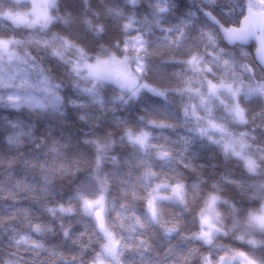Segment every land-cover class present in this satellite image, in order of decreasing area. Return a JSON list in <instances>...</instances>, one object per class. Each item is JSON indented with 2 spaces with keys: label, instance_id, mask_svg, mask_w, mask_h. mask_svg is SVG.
Returning <instances> with one entry per match:
<instances>
[{
  "label": "clouds",
  "instance_id": "9594fccd",
  "mask_svg": "<svg viewBox=\"0 0 264 264\" xmlns=\"http://www.w3.org/2000/svg\"><path fill=\"white\" fill-rule=\"evenodd\" d=\"M31 3L11 0L0 3V10L30 12ZM247 5L248 0H54L46 27L0 25V38L20 42L19 56L26 61L0 59V182L16 196L0 198V214L28 208L36 221L54 225L43 237L48 247L75 250L59 227L60 218L50 216L47 208L69 202L75 208L76 193L93 190L97 177H107L111 195L119 196L120 178L139 174L130 162L143 155L127 132L143 130L151 133V143L169 152L161 158L153 148L147 158L154 171L171 173L184 184L189 225L215 194L223 218L220 238L234 247L243 244L230 231L234 219L264 208V93L247 91L264 83V62L256 54L258 40L230 43L222 28L242 18ZM178 29L183 32L179 44ZM209 35L214 43L206 39ZM193 54L200 57L202 70L193 83L199 91L189 93L184 81L194 76L187 62ZM112 57L136 77L135 94L117 79L97 78L83 67ZM16 73L17 79L9 81V74ZM209 80L240 91L233 95L218 88L210 94ZM151 87L165 95L153 93ZM9 95L19 99L10 102ZM27 97L34 102H26ZM235 106L244 110V120L236 117ZM149 119L165 124L152 125ZM238 151L242 155L237 156ZM245 157L255 160L254 172ZM17 180L25 187H16ZM68 220L74 233L82 228L77 212ZM13 226L22 225L15 221L0 227V264L13 252L39 264L46 253L35 256L13 248Z\"/></svg>",
  "mask_w": 264,
  "mask_h": 264
},
{
  "label": "snow or ice",
  "instance_id": "6c2138e0",
  "mask_svg": "<svg viewBox=\"0 0 264 264\" xmlns=\"http://www.w3.org/2000/svg\"><path fill=\"white\" fill-rule=\"evenodd\" d=\"M5 2L10 3L11 0H0V3ZM209 3H215V0H209ZM53 6L54 0H32L30 12H22L14 7L2 9L0 25L31 27L39 24L46 27L52 19L49 9ZM222 32L223 38L230 43L243 44L252 39L258 40L256 54L264 62V0H248L246 14L231 26L225 22ZM182 38L183 32L178 29L176 43L179 44ZM206 39L209 43L215 42L211 35ZM136 40L139 41V37ZM20 47L21 43L13 38H0V59L7 56L10 63H25L19 56ZM139 47L143 45L140 44ZM187 62L193 69L194 76L184 81L185 90L189 93L198 92V89L193 88V83L196 75L202 70L201 59L193 54ZM79 67L80 65L76 66L77 70ZM83 67H87L89 73L97 78L117 79L122 86L132 90L133 94L138 90L136 77L115 57L98 59L95 64H84ZM19 75L9 74L8 80L15 81ZM3 83L4 75L0 72V84ZM207 88L210 94H215L218 88H227L233 95L240 91L233 90L231 84H217L211 80L207 81ZM150 90L157 95H165L162 89L151 87ZM247 91L249 94L264 93V83L249 86ZM18 99L15 95L8 96L10 102ZM26 102L33 103L34 98L27 97ZM234 111L238 119L244 120L242 108L235 106ZM148 123L164 126L165 121L149 119ZM209 123L218 127L212 121ZM127 138L129 142L139 146L143 155H138L130 162L133 168L140 170L139 174L133 175L129 172L128 178H120L119 196L111 195L107 177H97L93 190L81 189L76 193L75 208L71 202L47 208L50 216L60 218L59 227L65 237L72 239V243L76 245L75 250H66L59 246L48 247L43 237L52 231L54 225L36 221L31 210L25 207H16L0 214V227L7 228L15 221L22 225L13 226L11 229L9 239L13 248H23L35 256L46 253L45 259L39 264H264V208L251 210L242 219H234L230 231L235 239L244 241L243 244L234 247L230 243H224L219 236L224 229L223 218L217 210L218 197L210 194L196 223L189 225L184 216L188 210L184 184L171 173L154 171L150 159L147 158L151 156L153 148L159 149L155 154L161 158L168 157L169 152L163 145L150 142L149 131L129 130ZM244 146L242 142L241 149ZM100 148L107 151L104 145H100ZM235 154L240 156L242 151ZM0 163L4 161L0 160ZM8 163L12 164V161ZM245 164L249 171H255V160L245 157ZM15 184L18 188L25 187L20 180ZM4 197L16 199L15 193L9 190L5 183L0 182V198ZM74 212L80 215L78 222L82 224V228L75 233L72 223L68 220ZM24 227L31 231L26 232ZM31 233H38L41 238L37 239ZM257 233L261 235L257 236ZM3 264L37 262H25L13 252Z\"/></svg>",
  "mask_w": 264,
  "mask_h": 264
}]
</instances>
